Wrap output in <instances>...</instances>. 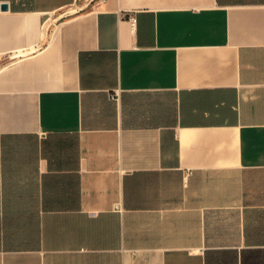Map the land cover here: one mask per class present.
I'll return each mask as SVG.
<instances>
[{
  "label": "crops",
  "instance_id": "obj_1",
  "mask_svg": "<svg viewBox=\"0 0 264 264\" xmlns=\"http://www.w3.org/2000/svg\"><path fill=\"white\" fill-rule=\"evenodd\" d=\"M1 3L0 264H264V0Z\"/></svg>",
  "mask_w": 264,
  "mask_h": 264
},
{
  "label": "water",
  "instance_id": "obj_2",
  "mask_svg": "<svg viewBox=\"0 0 264 264\" xmlns=\"http://www.w3.org/2000/svg\"><path fill=\"white\" fill-rule=\"evenodd\" d=\"M7 10H8L7 3H1L0 4V11H7Z\"/></svg>",
  "mask_w": 264,
  "mask_h": 264
},
{
  "label": "built area",
  "instance_id": "obj_3",
  "mask_svg": "<svg viewBox=\"0 0 264 264\" xmlns=\"http://www.w3.org/2000/svg\"><path fill=\"white\" fill-rule=\"evenodd\" d=\"M128 20L131 23V25H133L135 23V18L133 16H128Z\"/></svg>",
  "mask_w": 264,
  "mask_h": 264
}]
</instances>
